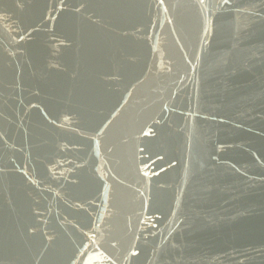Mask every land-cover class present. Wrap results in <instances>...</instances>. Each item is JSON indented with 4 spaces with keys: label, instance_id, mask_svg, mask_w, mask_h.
I'll list each match as a JSON object with an SVG mask.
<instances>
[{
    "label": "water",
    "instance_id": "1",
    "mask_svg": "<svg viewBox=\"0 0 264 264\" xmlns=\"http://www.w3.org/2000/svg\"><path fill=\"white\" fill-rule=\"evenodd\" d=\"M0 264H264V0H0Z\"/></svg>",
    "mask_w": 264,
    "mask_h": 264
}]
</instances>
